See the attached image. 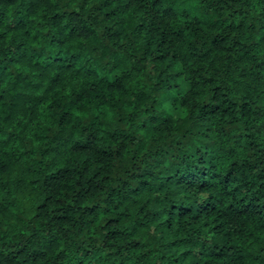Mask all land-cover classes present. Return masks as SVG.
Listing matches in <instances>:
<instances>
[{
	"label": "clouds",
	"instance_id": "1",
	"mask_svg": "<svg viewBox=\"0 0 264 264\" xmlns=\"http://www.w3.org/2000/svg\"><path fill=\"white\" fill-rule=\"evenodd\" d=\"M0 264H264V0H0Z\"/></svg>",
	"mask_w": 264,
	"mask_h": 264
}]
</instances>
